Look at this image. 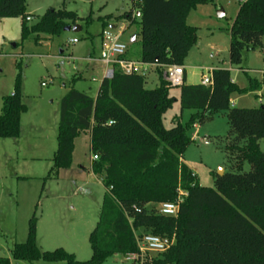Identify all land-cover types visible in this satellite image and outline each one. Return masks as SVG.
Here are the masks:
<instances>
[{
	"label": "trees",
	"instance_id": "16d2710c",
	"mask_svg": "<svg viewBox=\"0 0 264 264\" xmlns=\"http://www.w3.org/2000/svg\"><path fill=\"white\" fill-rule=\"evenodd\" d=\"M140 15V60L154 65L159 85L148 88V76L124 74L115 69L105 77L96 97L72 87L62 98L53 165L46 178H58L73 163L75 140L91 136L93 173L106 188L95 228L89 240L90 259L82 261L64 248L44 250L38 244V218L29 220L27 240L16 243L15 260L65 261L66 264H104L115 255L138 250L136 234L175 236L174 245L153 257L149 264H264V102L256 108L232 106L234 93L258 92L262 80L247 74L248 85L233 81L231 70H212L211 85L179 86L172 95L163 78V66L183 65L198 34L188 17L200 4L214 0H133ZM27 0H0V18H22V39L41 33L59 36L81 19L75 11L48 9L39 21L28 26ZM134 21V11L107 17ZM230 61L242 68L245 52L262 48L264 0H245L229 29ZM12 94L4 97L0 114V138L18 139L28 107L22 92V64ZM150 72V73H151ZM192 109L190 121L167 128L163 118L176 102ZM226 111L230 130L226 141L229 161L238 169L245 162L248 172L214 175V187L202 186L185 162L193 143L189 130L218 112ZM242 142H245L241 145ZM180 202L176 217L161 215L159 206ZM135 207L140 208L138 212ZM0 264H12L0 256Z\"/></svg>",
	"mask_w": 264,
	"mask_h": 264
},
{
	"label": "rangeland",
	"instance_id": "374dc122",
	"mask_svg": "<svg viewBox=\"0 0 264 264\" xmlns=\"http://www.w3.org/2000/svg\"><path fill=\"white\" fill-rule=\"evenodd\" d=\"M52 7L77 12L81 17L77 24L82 30L64 31L59 36L41 33L38 39L33 33L23 40L19 24L0 55V114L4 97L14 91L19 62L24 103L28 107L22 116L20 138H0V256L11 258L12 264H66L12 258L13 246L27 240L29 220L34 213L38 218V244L44 250L64 248L79 260L91 258L89 236L98 221L106 188L92 171L90 134L76 138L72 166L61 170L58 178H46L57 149L61 100L72 87L96 94L102 74L95 69L99 65L88 63L86 56L100 54L104 29L122 31L120 39L128 46L129 58L139 60L141 54L140 16L133 0H28V14H33H29L33 19L27 21L28 26L37 23ZM239 7V0H214L191 11L188 22L197 30L198 43L185 58L189 84H199L209 70L229 69L234 81L242 88L247 87L245 70L230 61L229 29ZM221 9L226 13L223 17L218 15ZM129 11H134L132 22L107 18ZM134 36L137 39L131 42ZM74 38L77 43L70 42ZM261 40L263 49L245 52L242 67L264 68V36ZM152 75L156 82L148 83V88L160 83L157 73ZM250 75L263 78L258 71ZM179 92L178 87L171 89L172 95L179 96ZM258 94L234 93L232 100L240 97L235 107L256 108L264 102V97ZM193 113L192 109H182L178 101L164 115V125L171 128L175 120L187 124ZM229 130L226 111L216 113L203 124L196 123L189 130L193 143L184 158L202 186L214 187L213 174H220L221 169L223 173L250 170L247 162L240 170L229 161L227 142L218 140ZM260 147L264 151V140L260 141ZM104 264L129 263L121 255H115Z\"/></svg>",
	"mask_w": 264,
	"mask_h": 264
},
{
	"label": "built area",
	"instance_id": "2783aa9c",
	"mask_svg": "<svg viewBox=\"0 0 264 264\" xmlns=\"http://www.w3.org/2000/svg\"><path fill=\"white\" fill-rule=\"evenodd\" d=\"M240 3L245 0H239ZM32 17H27L28 21H32ZM122 31L117 33L110 29H104L102 32V49L100 52L99 60L107 67L106 77L111 78L114 75L115 69H119L124 74H140L147 76L150 74L154 65L145 63L143 61L134 60L127 57L128 46L121 41ZM72 43H77L78 39H71ZM92 60V59H89ZM163 78L172 87H179L185 83L186 71L183 65H166L163 66ZM263 78V88L258 91L259 95L263 97L262 91L264 89V70L258 71ZM203 85H211L213 83L212 70L208 74L201 77ZM208 141L207 138H205ZM98 159L97 155H93V160ZM180 198L176 202H165L160 204L159 213L161 215L176 217L179 214ZM138 212L140 208L135 207ZM175 236L163 237L151 233L136 234V241L138 250L123 256L124 261L129 264H149L153 257L168 251L175 243Z\"/></svg>",
	"mask_w": 264,
	"mask_h": 264
},
{
	"label": "crops",
	"instance_id": "0c3cea01",
	"mask_svg": "<svg viewBox=\"0 0 264 264\" xmlns=\"http://www.w3.org/2000/svg\"><path fill=\"white\" fill-rule=\"evenodd\" d=\"M27 4H28V0H27ZM139 12V11H138ZM137 12V14H138ZM29 14L33 15L31 12H29ZM32 17V16H31ZM19 24H23V20L22 18H0V55L2 54L1 52L5 49V46L11 42V39H12V31L13 30H17V28L19 27ZM193 26V25H192ZM112 27H115V26H112ZM137 39V38H136ZM102 40V38H101ZM101 49H102V43H101ZM263 49V48H262ZM101 52V51H100ZM99 56L100 54L97 56L96 54H88L86 56V60L88 63H93V64H98L99 66H97L95 69H98L100 70L101 74H102V80L106 77V72H107V67L105 66L104 63H102L100 60H99ZM128 57V55H127ZM89 59H92V60H89ZM185 67V71H186V82L188 81V72H187V68L186 66L184 65ZM243 70H245V72L247 71L248 74L250 75L251 72L253 71H259V70H263L264 68H254V66H251V67H242ZM251 71V72H250ZM152 72L149 74L148 76V81L149 83H154L156 82L155 79L152 78ZM261 79V78H260ZM102 80L100 81L99 83V87L101 85V82ZM233 81H234V78H233ZM188 83V82H187ZM201 83V82H200ZM189 84V83H188ZM98 91H99V88L96 92L95 95H92L94 97L97 96L98 94ZM262 94H263V97H264V90L262 91ZM259 95V94H258ZM240 99V97H237L235 98V100H232L231 99V103H232V106H236L237 105V101ZM233 101V102H232ZM207 138L209 140V137L207 136H204V139ZM93 162V161H92ZM83 168H87L86 166H83ZM100 180V179H99ZM38 232H39V226H38ZM76 255V254H75Z\"/></svg>",
	"mask_w": 264,
	"mask_h": 264
},
{
	"label": "water",
	"instance_id": "95a60500",
	"mask_svg": "<svg viewBox=\"0 0 264 264\" xmlns=\"http://www.w3.org/2000/svg\"><path fill=\"white\" fill-rule=\"evenodd\" d=\"M138 15L140 16L141 13L138 12ZM218 15H219L220 17L225 16L226 13H225L224 9H221V10L218 12ZM81 30H82V27H81L80 25H78V24L73 25V26H71V25H70V26H67V27L64 29V31H74V32H78V31H81ZM135 41H136V37L134 36V37L131 39V42H135ZM223 172H224V170L221 169V171H220V175H222Z\"/></svg>",
	"mask_w": 264,
	"mask_h": 264
}]
</instances>
